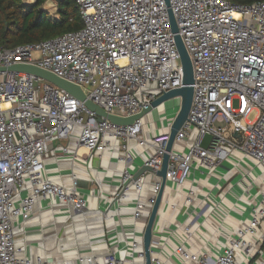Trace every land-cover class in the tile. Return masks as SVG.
Returning <instances> with one entry per match:
<instances>
[{
    "label": "built area",
    "instance_id": "1",
    "mask_svg": "<svg viewBox=\"0 0 264 264\" xmlns=\"http://www.w3.org/2000/svg\"><path fill=\"white\" fill-rule=\"evenodd\" d=\"M245 1L75 0L80 29L0 47V264H145L143 235L160 191L150 264H264V0ZM169 10L193 77L190 108L169 151L180 106L166 131L156 133L151 112L165 101L130 124H116L48 80L9 69L34 65L78 85L107 114L135 115L182 86ZM164 154L163 181L157 172ZM92 156L107 158L109 176L98 166L75 172L74 164L87 166ZM47 159L54 161L50 170ZM60 161L70 163L64 169L70 188ZM143 167L149 170L135 178ZM218 207L249 220L224 237L208 221ZM46 211L66 220H34ZM172 211L183 217L171 220ZM73 215L84 223L74 230ZM99 223L104 240L91 243L87 225ZM204 224L218 236L214 242ZM43 229L52 233L46 238ZM83 232L88 254L47 253L64 248L68 236L76 247ZM195 234L204 241L198 250L189 243Z\"/></svg>",
    "mask_w": 264,
    "mask_h": 264
},
{
    "label": "rangeland",
    "instance_id": "2",
    "mask_svg": "<svg viewBox=\"0 0 264 264\" xmlns=\"http://www.w3.org/2000/svg\"><path fill=\"white\" fill-rule=\"evenodd\" d=\"M26 3H31L34 0H23ZM42 8L44 10H46L51 16H54L56 14V2L54 0H46L43 5ZM180 106V98L179 97H174V98H170L168 100H165L164 102V108H157L155 110H153L151 112V116L152 119L155 123L156 126V133H159L162 130L166 131V125L170 122V120L172 119L173 115L178 111ZM255 113L252 112L251 114H249L246 119L247 120H252V118L254 117ZM162 125V128H160L159 126ZM79 127H75L74 132L72 133V135L70 136V139L68 141V147H70L71 149H73L76 145H77V140H78V136H79ZM209 137H206L203 141V144L206 145L207 141H208ZM58 152H60V149L57 150ZM53 159H47L46 163H47V167L48 170H50V168L52 167V163H53ZM60 169H61V176L62 179L64 181V184L67 188L71 187V178H70V174L68 173V171H65L64 169H67L68 166L70 165V163L68 161H60ZM74 169L76 173L79 174H87V168L91 167V166H98L101 168H108V171L105 173L106 176H109L112 172V166H110L108 164V160L106 157H97V156H92L88 161H87V166H83L80 167L77 163L74 164ZM62 170H64V172H62ZM50 174V171H48ZM104 173H98L97 177L101 178L102 175ZM52 177L51 179L53 181H59L60 177L59 176H53L54 174L51 173L50 174ZM146 179L149 180V176H146ZM249 177H247L245 180H248ZM249 181V180H248ZM241 185V183H240ZM66 191H68L66 189ZM130 194H134V192L132 190L129 191ZM165 198V196H164ZM226 202V201H224ZM131 208H122V213H126V212H130ZM181 212L183 211H172V213L170 214V219L174 220V217H178L180 216ZM188 212V211H186ZM229 212V213H228ZM222 211L219 207L215 209V211H213V216H209L208 221L210 223H212L215 226H220V233L224 236V237H230L232 231L238 226V227H243L244 225H246V223L249 220L248 214L247 213H243L240 211ZM49 217V219L46 218ZM73 221H74V225L75 227H81L84 223L82 221V217L78 216V215H73ZM215 216V217H214ZM183 216H180V218H182ZM241 219V220H239ZM34 220H40L42 222L43 225L46 224L47 221L51 220V221H59V220H66V218H61V217H56L55 219L51 218L50 216V211H46L43 212L41 214H37L34 218ZM158 224V223H156ZM207 229L208 232L211 234L210 240L212 242L215 241V239L218 237L216 234H213L212 229L208 228V226L206 224H204ZM88 233L91 236V243H100L104 240V235H103V228L101 223L98 224L97 228L88 224ZM261 229H263V227L261 226ZM260 229V230H261ZM15 231V229H14ZM42 232L44 233V237H48L49 234L52 233V231H48L44 229L42 230ZM65 232H61L60 233V238H62ZM141 229L137 228L136 230V240L141 241ZM69 234H67L68 236ZM78 239H79V243L78 245L75 247V243L73 241V239L70 238V240H68V243L64 246V248H60L57 244L56 248H54L53 250L48 251V254H51L55 257L58 258H76L77 256V249H80L81 253L83 255L88 254V243L85 240V236L86 233H79L78 235ZM181 236V234H180ZM53 237V236H52ZM69 237V236H68ZM189 243L192 245L193 250H198L199 246H202L204 244V241L199 237L198 234H195L190 240ZM39 254L42 253V251L38 248L36 250ZM77 263V262H76ZM248 264V263H246Z\"/></svg>",
    "mask_w": 264,
    "mask_h": 264
},
{
    "label": "water",
    "instance_id": "3",
    "mask_svg": "<svg viewBox=\"0 0 264 264\" xmlns=\"http://www.w3.org/2000/svg\"><path fill=\"white\" fill-rule=\"evenodd\" d=\"M54 1L57 2L59 0H54ZM166 3L168 4V0H166ZM168 12H169V18H170V22H171V29L175 33V35H174L175 43H176V47H177V50H178V53L180 56V60H181L182 74H183L182 86L179 88H175V89L169 90L168 92L163 93L162 95L157 97L155 100H153L149 107L144 108L140 113H137L135 115L127 116V117H120V116L113 115V114H107L101 108H99L97 105H95L92 101L86 99L82 89L78 85H75L71 82L63 80V79L57 77L56 75H54L53 73H51L47 70L41 69L39 67H36L34 65L17 63V64L10 66L9 69L27 72V73L33 74L36 77H40V78L48 80L52 84L64 89L71 96H73L77 99L83 100L85 105L87 106V108L94 111L98 116H105L111 122L116 123V124H123V125L124 124H130L135 119L143 116L145 113L150 111L151 108L157 106L161 102H163L169 98H172L174 96H180V98H181L180 109H179V111H178V113H177V115H176V117H175V119L171 125L170 136H169V140H168L167 145H166V150L169 151L171 149L175 134H176L177 130L181 127L183 122L185 121L187 114H188V111H189V108H190L191 98H192V86H191V84L193 82V77H192V66H191L190 59H189L188 54H187V52H186V50H185V48L181 42L179 35L177 34V26H176L175 20L173 18V15H172L170 10ZM167 159H168V155L164 154L161 169L157 172V174L162 177L163 181L165 178ZM144 170H149V168L143 167L142 169H140L135 174L134 177L136 178ZM160 198H161V191L158 193L155 204L152 208V211L149 214L147 224L145 227V231H144V235H143V248H144V255H145V264H150L149 244L151 241L152 226H153V223H154V220L156 217L157 208H158V205L160 202Z\"/></svg>",
    "mask_w": 264,
    "mask_h": 264
},
{
    "label": "trees",
    "instance_id": "4",
    "mask_svg": "<svg viewBox=\"0 0 264 264\" xmlns=\"http://www.w3.org/2000/svg\"><path fill=\"white\" fill-rule=\"evenodd\" d=\"M45 1L0 0V47L38 42L82 27L75 0L57 1L54 16L42 8Z\"/></svg>",
    "mask_w": 264,
    "mask_h": 264
},
{
    "label": "bare ground",
    "instance_id": "5",
    "mask_svg": "<svg viewBox=\"0 0 264 264\" xmlns=\"http://www.w3.org/2000/svg\"><path fill=\"white\" fill-rule=\"evenodd\" d=\"M75 170V169H74ZM62 172H64V170H62ZM110 215V214H109ZM68 225V224H67ZM70 225H72L73 226V228H72V230H74V228H75V225H74V223L72 222ZM71 233V232H70ZM73 233V232H72ZM72 233H71V235H72ZM70 238L71 239H73V236H69L68 237V239L70 240ZM64 239H66V238H64ZM64 239H62V241L65 243V240ZM68 239H66V241L68 242Z\"/></svg>",
    "mask_w": 264,
    "mask_h": 264
},
{
    "label": "crops",
    "instance_id": "6",
    "mask_svg": "<svg viewBox=\"0 0 264 264\" xmlns=\"http://www.w3.org/2000/svg\"><path fill=\"white\" fill-rule=\"evenodd\" d=\"M51 230V229H50ZM67 239V238H66ZM66 239H64L66 241Z\"/></svg>",
    "mask_w": 264,
    "mask_h": 264
}]
</instances>
